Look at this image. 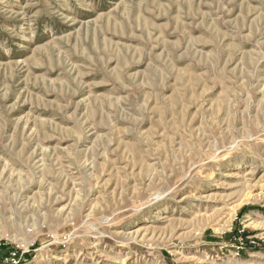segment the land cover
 Returning <instances> with one entry per match:
<instances>
[{"label": "rangeland", "instance_id": "1", "mask_svg": "<svg viewBox=\"0 0 264 264\" xmlns=\"http://www.w3.org/2000/svg\"><path fill=\"white\" fill-rule=\"evenodd\" d=\"M15 253L264 264V0H0V264Z\"/></svg>", "mask_w": 264, "mask_h": 264}, {"label": "built area", "instance_id": "2", "mask_svg": "<svg viewBox=\"0 0 264 264\" xmlns=\"http://www.w3.org/2000/svg\"><path fill=\"white\" fill-rule=\"evenodd\" d=\"M240 245L242 246V247H240V248H243V247H245V246H250V247H256V245H258L259 244V242L258 241H251V242H246V241H243V239L242 238H240ZM18 253H15V254H13V257H9V256H11V255H9L7 258L8 259H5L6 260V262H4L3 261V263L2 264H17V258L19 257L18 255H17Z\"/></svg>", "mask_w": 264, "mask_h": 264}, {"label": "trees", "instance_id": "3", "mask_svg": "<svg viewBox=\"0 0 264 264\" xmlns=\"http://www.w3.org/2000/svg\"><path fill=\"white\" fill-rule=\"evenodd\" d=\"M239 231H240L239 229H235V230L233 231V233H231L230 236L232 237V236H234V235H238V234H239ZM246 234H247L246 232H243V233H242V235H243L242 237H243V238L246 237V236H247Z\"/></svg>", "mask_w": 264, "mask_h": 264}]
</instances>
